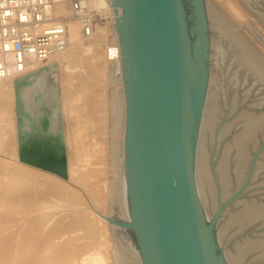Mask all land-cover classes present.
<instances>
[{"label": "water", "instance_id": "water-1", "mask_svg": "<svg viewBox=\"0 0 264 264\" xmlns=\"http://www.w3.org/2000/svg\"><path fill=\"white\" fill-rule=\"evenodd\" d=\"M112 4L114 264H264V0Z\"/></svg>", "mask_w": 264, "mask_h": 264}, {"label": "bare ground", "instance_id": "bare-ground-1", "mask_svg": "<svg viewBox=\"0 0 264 264\" xmlns=\"http://www.w3.org/2000/svg\"><path fill=\"white\" fill-rule=\"evenodd\" d=\"M107 7L105 10L107 17L113 16V18L110 19L109 22L106 20L103 23L96 25L92 37H85L82 34L81 22L75 17H72L70 3L65 2L58 4L54 10L55 15L68 17L69 47L65 51L52 56L49 63L44 62L36 64L27 74L12 79L0 80V93L2 95L1 111L7 115H11L14 111H21L23 113L22 117L25 116V119H21V125H19V127L24 129L26 126H30V132L35 136L33 139L24 138L25 134L22 130H20L18 135V130L15 126L14 135L10 136L13 140L8 142V145L11 146H7L6 144L3 146L5 150L18 153L17 155L20 157L24 165L22 168L26 173L49 178L48 183H51L52 189L55 190L61 189V187H56L55 181H60L66 185L67 181L76 178V174H80L77 180L83 184L85 188H88L91 183L88 190L92 194L93 200L96 201V198H98L103 201V199L106 198L107 202H109L111 177L107 178L101 176V172L103 173V166L99 167L96 159H94V162L91 158L89 160L85 159L87 165H85L83 171L73 162L74 155L78 154L79 151H71L70 145L75 144L76 150L87 151L88 140L84 138L81 133L82 130H80L75 132L74 135L78 134L82 136V138L70 143L69 137L72 135V132L69 124L64 127L61 121V112L56 106H54L55 103H49L48 100H46V96H44L46 91H50L55 100H57L58 95L55 96V94L59 93L58 88L60 86H57V80L48 81L50 75L53 74L57 66L59 68L66 67L69 71H72L74 69L72 63L78 65L80 62L78 55L82 53H85L86 55L87 53L89 54L88 59L91 71H88V69V72L84 69V71L80 70L75 78L80 79V83L87 86L90 85V80H92L91 77L93 78V74L96 75L101 72L102 75H107L108 79L107 81L99 83V86H104L106 90H109V74L111 72L109 66L114 60L121 59L115 17H121L123 12H121V7L119 5L112 4V0L107 1ZM97 53L101 54V56H96ZM111 86H124V84H112ZM9 89L11 90L10 93H8ZM72 90L74 101L77 99L76 101H78L79 105L82 103H79V100L83 99L81 97H88L83 93L84 91ZM76 94H78V96ZM60 95L62 96V93H60ZM75 96L77 98H75ZM78 97H80V99ZM76 106L78 107L77 109H79L77 104ZM107 107L111 108L110 95L107 101ZM83 109L84 108L82 107V110ZM77 112L79 111L77 110ZM31 115L33 116V119L36 118L33 124L30 123V121L32 122L30 119ZM83 115L82 117L85 116ZM71 116L74 117L72 114ZM76 117L79 116L77 115ZM79 119L78 122L74 121L75 125H80ZM107 132L110 133V125H107ZM112 135L124 134L113 133ZM67 139L70 145H68V142L66 144ZM107 145H109V142ZM113 151H115V149H113L112 152ZM109 158L110 155L108 156V160L109 162L112 161V159ZM68 160L70 161V168L66 166V161ZM109 162L105 165V168L107 167L109 173H111ZM76 168L81 170L78 171ZM66 169H68V171ZM112 174L113 176H120V174L117 173ZM13 188L22 189L24 192L26 189L24 183H17ZM3 191L10 192L7 190ZM36 193L37 192L34 189V192L29 196L34 198ZM18 195L19 196L14 195L9 199L3 200V202L8 212L21 213L23 211H29L24 216V225H22L19 231V237L21 239L25 237L32 241H39L38 245H36L37 247L35 246L31 249H21V245H18V247L20 246L19 252L13 253V259H17L18 264H114L115 259L113 258V253L108 251L111 242L107 237V235H109V229L106 227V223L101 224L102 219L100 215L97 214L100 218V225H98L91 220L95 217L94 212L90 214L88 211L89 215L83 216L79 212V215L73 217L71 221L79 224L84 221L86 216H89L88 219H90V222L88 223V219L86 220L88 225L83 229L84 234L77 238L67 237L64 240L63 237L66 234L63 233L67 231L63 232L61 224L55 222L53 225L47 227V220H45L46 215L44 216V214L40 213L32 214L33 212L30 211L35 209L36 205H27L23 203L20 200H23L22 195L19 193ZM78 200H80V197H78ZM56 207L58 208V205H56ZM6 218L5 214L1 215L0 222L4 220L6 221ZM124 218L134 221L133 216ZM132 226L136 229L135 221ZM97 233H100V237H95ZM15 237L16 235L13 234L10 238L0 244V256L4 259L2 264L10 263V261L7 260V255L4 254V250L6 246H11L12 243L15 244V241H13L15 240ZM60 237L62 238L61 240H59ZM81 240L83 242H80ZM118 244L120 243L117 242L115 246ZM17 255L21 258L20 262Z\"/></svg>", "mask_w": 264, "mask_h": 264}, {"label": "rangeland", "instance_id": "rangeland-1", "mask_svg": "<svg viewBox=\"0 0 264 264\" xmlns=\"http://www.w3.org/2000/svg\"><path fill=\"white\" fill-rule=\"evenodd\" d=\"M112 18L113 16L107 17V22H109ZM88 55V53L87 55L85 53L78 55V59L81 63L79 62L78 65H76V63H72V66L74 67L72 71H69L66 67L59 68L57 66L56 70L52 75H50V78L48 79L49 82L57 80V86H60L58 88L59 93L55 94V96L58 95L57 100H55L53 94H51L50 91H46L44 93V96H46V100H48L49 103H55L54 106H56L61 112V121L64 127H66L65 125L69 124L70 130L72 132V135L69 137V142L73 143L75 142V140L82 138V136L78 134L74 135L75 132L80 130H82L81 133L83 134L84 138L88 140L87 151L76 150L75 144L70 145L68 139L66 140V144L68 142L71 151H79L78 154L74 155L73 162L77 164L83 171V168L85 167V165H87L85 159L89 160L91 158L93 162L94 159H96L99 167L103 166V173L101 172V176L110 178L111 176H113V174L109 173L107 167L105 168V165L108 164V156L112 152V150H110V145H107V143L109 142V136H113L112 134L107 132V125H110L109 119L111 115L110 108L107 107V101L112 86H109V90H106L104 86H99V83L107 81L108 79L107 75H102L101 72L96 75L93 74V78L91 77L92 80L89 79L90 85L87 86L82 85L80 83V79L75 78L80 70L84 69L85 71H87L88 69V71H91ZM96 56L100 57L101 54L97 53ZM46 62L49 63L50 59ZM72 89H74V91H84L83 93L86 95V97H88L84 98L83 96L81 97L83 98L81 100H79L80 97H78L79 103L82 102L79 105L78 101H76L77 99H75L76 103L74 101V94L72 93ZM10 91L11 90L9 89L8 93H10ZM60 93H62V96L60 95ZM76 95L78 96V94ZM75 98L77 97L75 96ZM1 100L2 95L0 93V216L5 214L7 217L6 221L4 220L0 222V244L6 239L10 238L13 234L16 235L15 240H13L15 241V244L12 243L11 246H6L4 250V254L8 257L7 260L10 261L9 264H18V260L13 259V253L19 252L20 246L18 247V245H21V249H31L39 243V241L36 240L32 241L25 237L23 239L19 237V231L22 225H24V216L29 211H23L21 213L8 212L3 202V200L9 199L14 195L19 196L18 193L22 195L23 200H20L23 203L27 205H36L35 209L30 211L33 212L32 214L40 213L44 214V216L46 215L45 220H47V227L53 225L55 222L61 224L63 232L67 231L63 233L66 234L63 237L64 240L67 237L77 238L84 234L83 229L86 225H88L86 220L89 216H86L84 221L79 224L73 223L71 219L73 217H77L79 215V212L82 216L89 215V211L90 214H92V212L95 213V217L91 219L92 221L100 225V218L97 216L98 214L100 215L102 220L104 219V222L101 220V224L106 223V227L109 229V235H107V237L111 240V242L108 251L111 252L112 246H115L117 242H119L120 244H134L136 242H139L134 230L135 227H124L126 225H129L130 222L131 225H133L134 221L128 220L124 217L110 218L108 215L109 202H107L106 198H104L103 201L98 198H96V201L93 200V196L88 190L91 183L89 184L88 188H85L84 185L77 180L80 174H76V178L67 181L66 185H64L60 181L54 180L56 183V187H61V189L55 190L52 189L51 183H48L49 178L45 176L41 177L39 175L26 173V171L22 168V166L24 165L20 157H18V153H13L10 150H5L3 146L4 144H6L7 146H11L8 145V142L10 140H13L10 136L14 135L15 126L17 127L18 135L20 133V130H22V132L25 134L24 138L33 139V137L35 136L32 135V132H30V126H26V128L24 129H21L19 127V125H21V119H25V116L22 117L23 113L21 111H16L17 113L14 111V113H11V115L4 114L1 111ZM76 104L79 106V109H77L78 107L76 106ZM82 107L84 108L83 110ZM75 109H77L79 112H77V110ZM71 114L74 117H72ZM75 115H78L80 119ZM82 115L84 117H82ZM77 118L80 120V125H75L74 123V121L78 122ZM30 119L32 120V122L30 121V123L33 124L36 118L33 119V116L31 115ZM66 166L70 168L69 160L66 161ZM68 169L66 170L68 171ZM76 169H78V171L81 170L79 168ZM17 183H24V186L26 187L25 192L22 189L13 188ZM34 189L37 193L34 198H31L29 195L34 192ZM3 190H7L10 192H4ZM78 197H80V200H78ZM56 205H58V208L56 207ZM89 222L90 219H88V223ZM61 237L59 238V240L62 239ZM95 237H100V233H97ZM80 242L83 241L81 240ZM20 259L21 258L19 257V262ZM3 261V257L0 256V263L2 264Z\"/></svg>", "mask_w": 264, "mask_h": 264}, {"label": "built area", "instance_id": "built-area-1", "mask_svg": "<svg viewBox=\"0 0 264 264\" xmlns=\"http://www.w3.org/2000/svg\"><path fill=\"white\" fill-rule=\"evenodd\" d=\"M107 1L0 0V80L27 74L69 47L68 17L55 15L58 4L69 2L83 36L92 37L107 20Z\"/></svg>", "mask_w": 264, "mask_h": 264}]
</instances>
